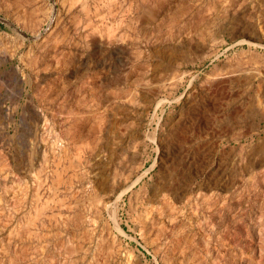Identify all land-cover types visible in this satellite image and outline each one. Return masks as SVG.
Returning a JSON list of instances; mask_svg holds the SVG:
<instances>
[{
	"label": "rangeland",
	"instance_id": "rangeland-1",
	"mask_svg": "<svg viewBox=\"0 0 264 264\" xmlns=\"http://www.w3.org/2000/svg\"><path fill=\"white\" fill-rule=\"evenodd\" d=\"M0 264H264V0H0Z\"/></svg>",
	"mask_w": 264,
	"mask_h": 264
},
{
	"label": "bare ground",
	"instance_id": "bare-ground-1",
	"mask_svg": "<svg viewBox=\"0 0 264 264\" xmlns=\"http://www.w3.org/2000/svg\"><path fill=\"white\" fill-rule=\"evenodd\" d=\"M113 35H114V34H113ZM242 42H243V43H249V42H247L246 40H242ZM90 201H91V200H90Z\"/></svg>",
	"mask_w": 264,
	"mask_h": 264
}]
</instances>
